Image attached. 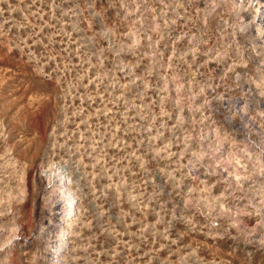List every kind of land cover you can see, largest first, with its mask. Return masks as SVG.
<instances>
[{
    "label": "rangeland",
    "instance_id": "374dc122",
    "mask_svg": "<svg viewBox=\"0 0 264 264\" xmlns=\"http://www.w3.org/2000/svg\"><path fill=\"white\" fill-rule=\"evenodd\" d=\"M262 14L0 0V264H264Z\"/></svg>",
    "mask_w": 264,
    "mask_h": 264
},
{
    "label": "bare ground",
    "instance_id": "6f19581e",
    "mask_svg": "<svg viewBox=\"0 0 264 264\" xmlns=\"http://www.w3.org/2000/svg\"><path fill=\"white\" fill-rule=\"evenodd\" d=\"M254 1V0H253ZM261 8V7H260ZM258 15V14H257ZM262 15H264V14H262ZM236 102V101H235ZM251 117V116H250ZM253 122V121H252ZM252 126V125H251ZM221 160V159H220ZM58 165V164H57ZM62 170V169H61ZM53 171V170H52ZM49 172V171H48ZM50 173H51V171H50ZM50 176V175H49ZM48 176V177H49ZM61 177V176H60ZM51 181V180H50ZM63 186V188H62V192L64 193V195L66 196L65 198H66V200H67V202H65L66 203V213H65V216H67V217H70V216H72L73 214H74V212H75V195L73 194V191H71V189H70V187L68 186V183H66V184H63L62 185ZM61 195H62V193H61ZM64 198V199H65ZM77 204V203H76ZM72 218V217H71ZM66 220H68V219H66ZM68 224V223H67ZM46 227V226H45ZM44 229V228H43ZM48 236V235H47ZM46 236V237H47ZM56 236V235H55ZM69 244V241H68V229L65 227V229L63 230V237H62V239L60 240V242L59 243H57V244H55L54 245V251H53V253H54V257H55V260H57V261H59L60 260V257L62 256V251H64L63 250V248L65 247V246H67Z\"/></svg>",
    "mask_w": 264,
    "mask_h": 264
}]
</instances>
